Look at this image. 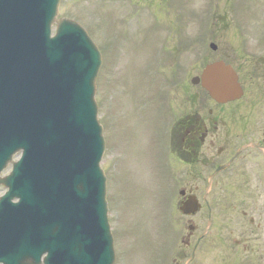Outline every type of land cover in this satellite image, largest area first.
I'll use <instances>...</instances> for the list:
<instances>
[{"label":"flooded vegetation","instance_id":"1","mask_svg":"<svg viewBox=\"0 0 264 264\" xmlns=\"http://www.w3.org/2000/svg\"><path fill=\"white\" fill-rule=\"evenodd\" d=\"M253 19L212 13L196 49L176 43L156 58L160 79L144 83L139 110L154 155L164 144L171 160L177 217L168 250L121 251L114 264H264V26ZM214 63L232 80L218 101L199 81Z\"/></svg>","mask_w":264,"mask_h":264},{"label":"water","instance_id":"2","mask_svg":"<svg viewBox=\"0 0 264 264\" xmlns=\"http://www.w3.org/2000/svg\"><path fill=\"white\" fill-rule=\"evenodd\" d=\"M58 3L0 0V28L16 27L13 20L25 21L29 13V207L35 219L49 221L58 208L44 194L60 191L63 251L79 264H112L104 178L98 167L104 141L93 100L100 54L70 20H58L56 36L49 37ZM0 45L9 48L10 41ZM34 202L45 203L37 207ZM35 219L39 228L50 230L49 222ZM45 243L39 248L47 250Z\"/></svg>","mask_w":264,"mask_h":264},{"label":"rangeland","instance_id":"3","mask_svg":"<svg viewBox=\"0 0 264 264\" xmlns=\"http://www.w3.org/2000/svg\"><path fill=\"white\" fill-rule=\"evenodd\" d=\"M170 1L61 0L58 9L59 17H71L81 23L104 53L106 65L103 62L100 68L95 97L106 141L101 166L107 177L108 216L116 238V251H143L140 256L157 249V244L164 238V221L169 216L165 206L159 210L152 194V186L156 191L157 183L153 184L143 174L148 165V115L143 109V112L132 111L126 104L125 93L129 90L132 99L143 94V78L138 79V73L143 54L151 53L154 38L161 34L153 29L155 23L163 27L160 31L168 38L167 47H170L177 43L178 34L175 30L166 31V23L173 28L183 25L182 34L189 28L190 36H198L203 26L198 17L203 19L211 2ZM213 4L221 8L225 2L214 0ZM253 6L254 10L248 12L261 13L264 0L254 1ZM179 12H182V21Z\"/></svg>","mask_w":264,"mask_h":264}]
</instances>
